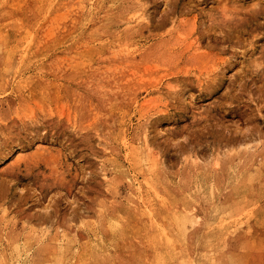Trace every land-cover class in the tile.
I'll return each instance as SVG.
<instances>
[{
	"label": "rangeland",
	"instance_id": "obj_1",
	"mask_svg": "<svg viewBox=\"0 0 264 264\" xmlns=\"http://www.w3.org/2000/svg\"><path fill=\"white\" fill-rule=\"evenodd\" d=\"M0 264H264V0H0Z\"/></svg>",
	"mask_w": 264,
	"mask_h": 264
},
{
	"label": "bare ground",
	"instance_id": "obj_2",
	"mask_svg": "<svg viewBox=\"0 0 264 264\" xmlns=\"http://www.w3.org/2000/svg\"><path fill=\"white\" fill-rule=\"evenodd\" d=\"M207 255V254H206Z\"/></svg>",
	"mask_w": 264,
	"mask_h": 264
}]
</instances>
